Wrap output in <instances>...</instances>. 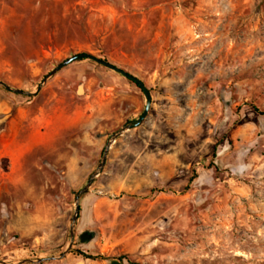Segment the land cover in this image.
<instances>
[{
  "label": "rangeland",
  "instance_id": "obj_1",
  "mask_svg": "<svg viewBox=\"0 0 264 264\" xmlns=\"http://www.w3.org/2000/svg\"><path fill=\"white\" fill-rule=\"evenodd\" d=\"M0 264H264V0H0ZM255 109L257 111H255ZM93 258H85L83 255Z\"/></svg>",
  "mask_w": 264,
  "mask_h": 264
},
{
  "label": "water",
  "instance_id": "obj_2",
  "mask_svg": "<svg viewBox=\"0 0 264 264\" xmlns=\"http://www.w3.org/2000/svg\"><path fill=\"white\" fill-rule=\"evenodd\" d=\"M84 59H88L91 60L93 62H95L96 64H99L101 66H104L105 68L125 77L127 80L132 81L138 88H140V90L142 91V93L145 96L146 99V103H145V107L143 109L142 114L139 116V118L133 123V124H125L124 126H122L120 128V130L113 134L111 137V141L107 144L106 148L104 149L102 156H101V160L98 164V168L97 170L91 175V177L89 178V180L87 181V183L85 184V186L80 189L77 194L75 195L74 198V214L72 216L71 219V223L72 225L76 222L77 220V215H78V211H79V197L80 195L86 193L89 189V187L91 186L93 179L100 173L102 172L105 162H106V157L108 154V151L110 149V144L114 143L115 140L120 137L124 132H126L127 130L136 128L137 126H139L141 124V122L145 119L149 109H150V105H151V96L149 91L146 89V87L144 86L143 82L137 78H135L134 76L128 74L127 72H125L124 70L116 67L115 65L105 61V60H101L93 55L90 54H85V53H80V54H76L68 59H66L65 61H63L62 63L58 64L53 70H51L41 81V83L37 86L36 92H28V91H24V90H20V89H16V88H11L10 86L0 82V86L14 94H18V95H24V96H32L34 94H36L43 86V84L48 80V78H50L51 76H53L54 74H56L59 70H61L62 68L68 66L69 64L76 62V61H80V60H84ZM73 240V227L71 226L70 228V243H69V247L67 248V250L62 253L58 258H45V259H39L36 261L37 264H41L47 261H53L56 259H61L63 258L66 253L69 251L71 243ZM32 261L30 260H23L18 262L19 264H24V263H31Z\"/></svg>",
  "mask_w": 264,
  "mask_h": 264
},
{
  "label": "trees",
  "instance_id": "obj_3",
  "mask_svg": "<svg viewBox=\"0 0 264 264\" xmlns=\"http://www.w3.org/2000/svg\"><path fill=\"white\" fill-rule=\"evenodd\" d=\"M130 83H132V84H134L132 81H130V80H128ZM135 85V84H134ZM136 86V85H135ZM137 87V86H136ZM138 88V87H137ZM138 89H140V88H138ZM255 111H257L256 109H255ZM259 114L260 115H262V116H264V113L263 112H259ZM81 255H83V254H81ZM85 258H93V257H91V256H87V255H83Z\"/></svg>",
  "mask_w": 264,
  "mask_h": 264
}]
</instances>
